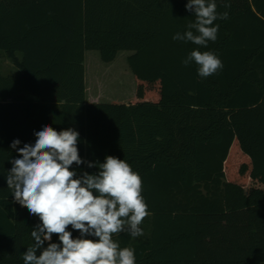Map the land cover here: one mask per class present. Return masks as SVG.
I'll list each match as a JSON object with an SVG mask.
<instances>
[{"label":"trees","instance_id":"obj_1","mask_svg":"<svg viewBox=\"0 0 264 264\" xmlns=\"http://www.w3.org/2000/svg\"><path fill=\"white\" fill-rule=\"evenodd\" d=\"M187 2L0 0V51L19 70L4 72L0 60V264H24L41 223L6 175L18 158L12 142L34 144L44 125L78 126L82 160L111 155L142 178L143 235L113 236L136 264H264V0H215L228 18L214 22L207 47L173 39L194 20ZM193 49L223 68L201 78L195 62L182 63ZM88 50L105 62L132 51L144 101L88 102Z\"/></svg>","mask_w":264,"mask_h":264},{"label":"clouds","instance_id":"obj_2","mask_svg":"<svg viewBox=\"0 0 264 264\" xmlns=\"http://www.w3.org/2000/svg\"><path fill=\"white\" fill-rule=\"evenodd\" d=\"M185 7L194 12V20L173 39L200 47L215 42L214 22L227 19L228 13L218 14L215 0H188ZM193 62L201 78L223 68L212 51L193 49L182 63ZM34 135V144L18 147L20 140L12 142L18 158L11 160L6 175L15 201L41 222L31 231L34 244L23 253L24 264H136L134 249L121 248L113 236L125 231L133 238L143 235L140 225L150 213L139 174L124 159L111 155L103 163L82 160L79 133L73 128L57 131L44 125ZM85 163L98 172L78 176L72 170L73 164ZM69 226L80 236L73 238ZM54 234L59 243L52 242Z\"/></svg>","mask_w":264,"mask_h":264},{"label":"rangeland","instance_id":"obj_3","mask_svg":"<svg viewBox=\"0 0 264 264\" xmlns=\"http://www.w3.org/2000/svg\"><path fill=\"white\" fill-rule=\"evenodd\" d=\"M132 53V51L123 50L113 62H105L97 50L86 52L85 65L90 98L93 95L102 102H110L113 99L123 103L144 101L137 95L139 83L128 63V56ZM0 60L4 72L13 71L11 61L1 51ZM151 101L154 99L152 98Z\"/></svg>","mask_w":264,"mask_h":264},{"label":"crops","instance_id":"obj_4","mask_svg":"<svg viewBox=\"0 0 264 264\" xmlns=\"http://www.w3.org/2000/svg\"><path fill=\"white\" fill-rule=\"evenodd\" d=\"M90 51V50H88ZM86 60V59H85ZM11 65L13 68V71H11L12 73H18L19 70L14 66V64L11 62ZM86 66V65H85ZM86 85H87V100L88 102H102L99 98H97L96 96H91L90 98V93H89V87H88V73H87V66H86ZM113 102L116 101V100H112ZM110 101V102H112ZM121 102V101H120ZM125 103V102H124ZM75 130L77 131L78 130V126L75 127Z\"/></svg>","mask_w":264,"mask_h":264}]
</instances>
